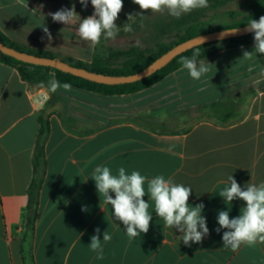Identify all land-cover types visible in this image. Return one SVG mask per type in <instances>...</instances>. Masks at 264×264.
Wrapping results in <instances>:
<instances>
[{
    "label": "crops",
    "instance_id": "1",
    "mask_svg": "<svg viewBox=\"0 0 264 264\" xmlns=\"http://www.w3.org/2000/svg\"><path fill=\"white\" fill-rule=\"evenodd\" d=\"M25 4L0 0V31L7 38L58 59L91 64L94 49L80 40L78 21L66 26L48 15L75 5L83 19L94 11L90 0L87 8L79 0ZM141 12L132 0H123L120 15L128 19ZM42 26L51 33L50 41ZM253 50L254 37L244 46L202 59L210 71L200 80L180 68L130 98L123 106L131 108L115 112L114 122L92 115L91 109L107 107L86 101L95 95L62 87L51 95L47 87L24 81L16 67L0 63V264H23L27 190L42 113L49 117L50 134L33 242L36 264H264V244L233 252L223 247L225 230L216 231L219 211H229L234 218L244 206L240 200L226 205L219 196L228 177L242 188L264 182V54L242 59L243 51ZM39 89L50 94L41 109L33 100ZM101 165L113 174L124 167L128 174L135 170L148 178L164 175L190 186L189 204L204 205L209 234L201 243L186 246L182 234L163 227L150 206L149 231L130 240L91 179ZM97 228L100 239L106 230L112 237L102 241L103 260H97L88 245Z\"/></svg>",
    "mask_w": 264,
    "mask_h": 264
},
{
    "label": "clouds",
    "instance_id": "2",
    "mask_svg": "<svg viewBox=\"0 0 264 264\" xmlns=\"http://www.w3.org/2000/svg\"><path fill=\"white\" fill-rule=\"evenodd\" d=\"M17 2L27 7L25 0H17ZM88 2L89 0H79L83 8H87ZM90 2L94 11L83 19L77 14L75 5L70 9L61 8L48 15L54 22L63 23L66 26L73 21H78L77 31L80 40L95 49L102 39L115 40L121 31L116 21L123 9V0H90ZM132 2L138 5L142 12L135 15L129 14L128 21H132L137 16L143 17V11H150L152 14L167 13L179 18L194 10L208 7V0H132ZM246 25V30L254 33V50L243 51L242 59L251 60L254 52L264 54V15L258 20H250ZM42 27L50 41L51 33L46 26ZM123 31L132 32L131 24L125 23ZM229 31L235 33L238 28ZM198 55L199 53H195L192 58L183 57L181 60V70H185L194 80H200L210 71L209 63L197 59ZM47 87L51 93H55L61 87L66 92L72 90L70 84L61 85L54 78L48 82ZM91 179L95 181L98 194L100 198L103 197V203L111 206L114 220L122 222L125 226V233L130 240L149 231L152 220L150 206H154L156 216L163 220V227L178 230L182 234L179 237L186 246L191 247V243H201L209 234L206 218L202 215L204 205L202 203L190 205L189 198L193 189L174 182L171 177L156 175L148 178L135 170L128 174L124 167H120L117 174H113L108 166L101 165L94 168ZM218 194L224 199L226 205L234 200L244 202L239 215L234 218H230L229 211L218 212L219 227L216 231L225 230L222 235L223 247L236 252L241 246L254 247L257 244H264V182L259 185L247 184L242 188L231 175L228 177V184ZM145 196L148 197L147 201L144 199ZM95 232L97 234L91 236L88 245L96 254L95 258L103 260L102 241L109 242L112 237L106 230L103 233V239H100L98 235L100 229L97 228Z\"/></svg>",
    "mask_w": 264,
    "mask_h": 264
},
{
    "label": "trees",
    "instance_id": "3",
    "mask_svg": "<svg viewBox=\"0 0 264 264\" xmlns=\"http://www.w3.org/2000/svg\"><path fill=\"white\" fill-rule=\"evenodd\" d=\"M232 1L234 0H208V7L206 8L194 10L179 18L167 14L165 20L159 21L152 20L150 17L151 12H144V16L138 17L133 23H130L124 15L119 14L121 21L116 24L121 27V31L125 23H130L132 29L136 30H141L143 27L155 29V35L149 37L146 47L132 46L128 49H113L106 45L108 40L102 39L100 44L94 49L91 64L76 62L71 58L61 60L71 66L85 68L90 72L98 74L111 76H130L137 74L180 43L209 32L246 26L250 20H258L260 16L264 15V0H244L241 4L242 9L240 12H227L232 18L229 24L217 25L211 20L206 19L209 11L219 10ZM252 37H254V33L240 38L216 41L195 47L176 57L166 67L157 71L155 74L134 83L120 85H106L92 82L52 67L25 63L1 52L0 63L16 67L22 79L32 85L47 87L48 82L54 78L61 85L68 83L75 90L95 96L104 98L121 97L136 95L153 88L169 75L182 68L181 60L183 57L192 58L195 53H199L197 59H206L221 50L244 46L250 43ZM168 38H172V40L167 42L166 39ZM0 39L4 44L18 51L40 57L58 59L53 53L20 46L7 38L1 31ZM55 93H51V95ZM145 120L146 118H144ZM38 121L40 127L33 153V174L27 190L25 231L21 244L23 264H36L33 255V242L36 233L40 193L45 181L47 169L45 148L50 134V121L45 113L39 116ZM152 130L157 131L155 128H152Z\"/></svg>",
    "mask_w": 264,
    "mask_h": 264
},
{
    "label": "water",
    "instance_id": "4",
    "mask_svg": "<svg viewBox=\"0 0 264 264\" xmlns=\"http://www.w3.org/2000/svg\"><path fill=\"white\" fill-rule=\"evenodd\" d=\"M246 28H247V25L238 27V31H236L235 33H232L229 31L235 28H229V29L209 32V33L202 34L194 38H191L183 43L176 45L172 49H170L168 52H166L165 54L160 56L158 59H156L151 65H149L143 71L137 74H134V75H130V76H111V75H104V74L90 72L85 68H78V67L71 66L70 64L66 63L65 61L61 59L40 57V56L32 55L26 52L18 51L15 48L9 47L6 44H4L1 39H0V52L7 56L15 58L16 60L25 62V63L39 65V66L52 67L59 71L69 73L74 76H77V77H80V78H83V79H86L92 82L106 84V85H120V84L134 83V82L140 81L142 79H145L155 74L157 71L166 67L176 57H178L179 55L195 47L208 44L211 42L229 40L233 38H240L243 36L253 34L251 32H248Z\"/></svg>",
    "mask_w": 264,
    "mask_h": 264
},
{
    "label": "rangeland",
    "instance_id": "5",
    "mask_svg": "<svg viewBox=\"0 0 264 264\" xmlns=\"http://www.w3.org/2000/svg\"><path fill=\"white\" fill-rule=\"evenodd\" d=\"M244 0H234L228 3L225 7L220 8L219 10L209 11L207 14V20H211L214 24L217 25H226L232 21V18L227 14V12H240L241 11V4ZM167 13L164 14H150V17L153 21L165 20L167 17ZM121 19L118 18L116 23L120 22ZM151 35H155V29L151 28L148 29L146 27L141 28V30L133 29L132 32H124L123 30L118 34L115 40H108L106 45L113 49H128L132 46H141L146 47L149 37ZM253 38V37H252ZM251 38V39H252ZM172 38L166 39L167 42H170ZM137 95H133L127 97L128 99H121V97H111V98H104V97H92L86 101L94 103L99 106H107L105 109H91L93 112V116L99 117L102 121L105 119L111 118V121H117L118 119L115 116V112L120 110H129L131 108L130 105L123 106L129 103L130 98H134ZM76 103H74L75 105ZM75 107V106H74Z\"/></svg>",
    "mask_w": 264,
    "mask_h": 264
},
{
    "label": "built area",
    "instance_id": "6",
    "mask_svg": "<svg viewBox=\"0 0 264 264\" xmlns=\"http://www.w3.org/2000/svg\"><path fill=\"white\" fill-rule=\"evenodd\" d=\"M37 108H43L50 99V94L42 89L37 90L33 96Z\"/></svg>",
    "mask_w": 264,
    "mask_h": 264
}]
</instances>
